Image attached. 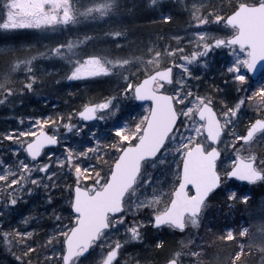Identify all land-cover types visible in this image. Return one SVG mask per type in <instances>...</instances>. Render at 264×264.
<instances>
[{"label":"snow or ice","instance_id":"6c2138e0","mask_svg":"<svg viewBox=\"0 0 264 264\" xmlns=\"http://www.w3.org/2000/svg\"><path fill=\"white\" fill-rule=\"evenodd\" d=\"M183 6L188 24L172 37L175 44L160 37L142 51L129 44L126 55L88 51L126 38L114 23L34 54L30 44L27 52L0 47V104L43 83L34 62L44 57L65 61L69 81H117L110 95L67 113L29 115L26 127L20 116L19 127L0 130V244L18 264H121L120 257L123 264H157L141 247L149 227L179 236L159 264H264V199L254 204L251 193L238 196L233 188L229 207L239 201L247 215L219 230L205 223L212 197L229 182L264 185V79L254 86L249 76L264 69V0ZM123 7L122 0H0V29L113 22ZM225 49L231 59L223 86L201 91L192 83L202 79L194 66L207 69ZM134 100L142 112L124 118L125 101ZM22 201L31 205L27 214L17 211ZM151 246L163 251L167 241L154 238Z\"/></svg>","mask_w":264,"mask_h":264},{"label":"rangeland","instance_id":"374dc122","mask_svg":"<svg viewBox=\"0 0 264 264\" xmlns=\"http://www.w3.org/2000/svg\"><path fill=\"white\" fill-rule=\"evenodd\" d=\"M185 0H158L157 6H149L147 0H122L123 14L113 22H84L80 26H72L70 28L56 29V30H44L37 28H21L15 30L0 29V47H13L21 49L22 52L28 51V45H32V54L35 51H43L46 46H54L57 42H66L67 38L75 36L78 33L89 32H104L108 31L112 27L113 23L121 29H126V38L117 40L116 38H110L103 41V43H97L90 46L88 51L102 48H108L114 55H126L129 48V44L133 48L142 51L146 46H149L153 42H157L160 36L155 39L148 38L144 33V25L138 23L139 20H143L150 16L151 21L156 22L161 13L168 14L170 9L177 12L181 16L179 26L177 30H173L167 34H164L163 42L167 43L169 40L175 44V40L172 39L176 34L183 35L184 29L188 24V13L184 8ZM227 2V0H225ZM216 3H220V0H216ZM152 14H154L152 16ZM132 24L134 29H131L129 25ZM210 30H215L212 27ZM17 36H21V39H16ZM149 37H152L150 35ZM115 41V44L113 43ZM123 43L124 48L117 50L116 44ZM212 63L207 69L203 65L194 66L197 71V75L201 76L200 81L192 80L195 85L199 83L201 91L207 90L211 85L221 84L223 76L221 75L223 68L230 62L231 56L227 50H217L211 57ZM2 63V62H0ZM34 66L37 70V74L42 79L37 81V86L34 91H26L22 95H18L15 101H10L8 104H0V130L10 129L11 127H19L18 117L23 116L25 118V127L27 126V117L31 116H47L48 114H55L57 112H69L73 108H77L82 103L94 100L96 98H102L103 96L112 94L116 87L117 81L115 77H93L87 80H67L66 74L68 68L66 62L58 58H40L34 62ZM20 79H23V73H21ZM261 79H264V72L262 77L256 81H253L254 86H258ZM19 82V81H18ZM143 104H136L134 101H125L126 115L124 118H129V115L135 116L137 113L142 112ZM247 111V110H246ZM247 119V115H243L241 120ZM92 123V122H91ZM89 123V124H91ZM109 121L108 124H111ZM98 124H104V122H98ZM79 136L73 137V142L78 141ZM56 150V149H55ZM227 161H225V164ZM235 189L238 196L251 193L255 199L253 203H257L259 200L264 199V185L256 183L254 185H238L231 181L228 186L222 190V197L215 198L211 204V210L208 214V220L205 222L207 226H211L214 230H219L225 225H232L234 222L239 221V218L246 216L245 206L239 202L234 201V207H229V203L226 200V193ZM217 197V196H216ZM33 202H39V196L32 198ZM225 201V204L221 203ZM239 205V207L237 206ZM31 205H24L21 202V207L17 209L18 212L27 214V210ZM19 219V216H17ZM139 219V217H137ZM45 227L51 226L50 220L40 222ZM213 224L215 227H213ZM151 228V227H150ZM152 231V232H150ZM208 231V228L201 229V235H204ZM149 233H152L157 238H168L170 230L160 229L146 231L145 236L148 237ZM179 240V236H174ZM211 239V236L206 237ZM138 249L129 247L126 251L133 252ZM217 249H210V251H216ZM226 251V250H222ZM121 264H123L124 257H120ZM0 264H18L15 257L10 251L7 250L2 244H0ZM255 264V262H253Z\"/></svg>","mask_w":264,"mask_h":264},{"label":"trees","instance_id":"16d2710c","mask_svg":"<svg viewBox=\"0 0 264 264\" xmlns=\"http://www.w3.org/2000/svg\"><path fill=\"white\" fill-rule=\"evenodd\" d=\"M219 4V3H217ZM165 13V12H162ZM173 15L174 20L172 22H164L161 17H159V19L154 22L151 21L152 19L150 18V16H148L147 18L143 19V20H139L138 23L140 25H144V33L146 34V36H150L152 35L151 39H156L157 36L163 37L164 34H167L169 32H172L173 30H177L178 26H179V22H180V18L181 16L179 14H177V12H174L172 10V8L170 9L169 13ZM154 14H152L153 16ZM129 27L131 29H134L133 25L130 24ZM16 39H21V36H17ZM0 62H2V60H0ZM215 84V83H214ZM221 192H218L215 196L212 197V200L210 202H213L215 198H219L222 197L221 199H223V194H221ZM217 196V197H216ZM221 203L225 204V201H221ZM239 207V205H237ZM213 227H215V225L213 224ZM148 230H151V228L149 227ZM152 232V231H150ZM170 235V234H169ZM154 237L152 233H149V236L146 237V242L144 245H142V248H146L147 251L144 253V255L151 257L153 260L157 261V264H159V261H161L165 254L167 253L168 249L173 247V242L176 241V239L174 238L173 235H170L168 238H163L164 240L167 241V247L163 250H154L152 248V243L154 242Z\"/></svg>","mask_w":264,"mask_h":264},{"label":"water","instance_id":"95a60500","mask_svg":"<svg viewBox=\"0 0 264 264\" xmlns=\"http://www.w3.org/2000/svg\"><path fill=\"white\" fill-rule=\"evenodd\" d=\"M263 70H264V69H262L261 66L258 65V67H257V69H256V71H255L254 74H253V73H249L250 78H251L253 81L259 79ZM135 102H136L137 104H142V102H140V101H135ZM87 123H91V122H87ZM53 149H55V146H53ZM234 181H235L236 183H238V184L247 183V182H244V181H238V180H234ZM247 184H250V183H247Z\"/></svg>","mask_w":264,"mask_h":264}]
</instances>
